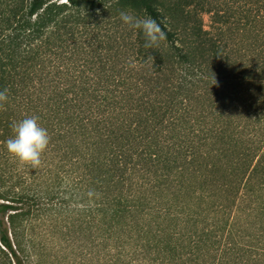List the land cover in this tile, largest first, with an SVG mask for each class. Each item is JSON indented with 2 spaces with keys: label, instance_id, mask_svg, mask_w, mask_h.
Wrapping results in <instances>:
<instances>
[{
  "label": "trees",
  "instance_id": "16d2710c",
  "mask_svg": "<svg viewBox=\"0 0 264 264\" xmlns=\"http://www.w3.org/2000/svg\"><path fill=\"white\" fill-rule=\"evenodd\" d=\"M4 88L0 264H44L40 210L98 264H264V0H0ZM33 115L51 142L10 192V125Z\"/></svg>",
  "mask_w": 264,
  "mask_h": 264
},
{
  "label": "rangeland",
  "instance_id": "374dc122",
  "mask_svg": "<svg viewBox=\"0 0 264 264\" xmlns=\"http://www.w3.org/2000/svg\"><path fill=\"white\" fill-rule=\"evenodd\" d=\"M207 9L208 8H206L201 15L205 20V24L209 27V25L212 24L213 19L212 11H214L215 9H212L211 12L207 11ZM100 31L102 34H104V38L108 40L109 45L110 43L112 44V30L110 31L108 27H105ZM98 45L99 44H97L96 46L97 48ZM4 168L8 170L6 182L4 183V188L6 190H12L10 192H19L21 190H25L29 193L31 192L30 189L33 190L36 187L34 185L35 182L33 181V178L29 179L31 175H25V178L23 179L25 180L24 184L22 183L21 179V176L23 175V173L21 172H30L31 169H33L31 166L19 164V162L10 155L8 161H5L4 163ZM14 168H17L18 171H16ZM13 171L14 173L12 175ZM10 175H12V177H10ZM31 205L34 210L36 209V211L39 207L44 206L42 204H37V202H32L30 204L27 203L24 206L26 207V209H28ZM47 207L49 208V205ZM40 211L42 213H38L40 214V217L37 220L36 238L37 241L41 243L42 248L43 246H46L44 252L40 253L41 259L44 264H98L97 257L94 254H92V256L91 254L89 255L87 248L82 246L85 244V236L83 237L81 235H78V239L83 238V240L82 242H80V240L76 241V238H74V236L66 234V223H64L63 220L57 219V215L54 214L55 210ZM49 218H52L53 220L51 219L50 221H47V219ZM71 238H74V241Z\"/></svg>",
  "mask_w": 264,
  "mask_h": 264
},
{
  "label": "clouds",
  "instance_id": "9594fccd",
  "mask_svg": "<svg viewBox=\"0 0 264 264\" xmlns=\"http://www.w3.org/2000/svg\"><path fill=\"white\" fill-rule=\"evenodd\" d=\"M106 8L109 5L105 4ZM119 17L129 29L142 32L145 48H159L166 40V33L154 18L150 16L140 17L131 11H120ZM151 59V57H149ZM129 68H135V62L129 58L126 62ZM9 100V90H0V110H5ZM12 136L6 141L8 153L21 165H29L33 169H39L43 163V156L47 151L51 136L48 130L40 123L38 116H27L19 121H13L10 125Z\"/></svg>",
  "mask_w": 264,
  "mask_h": 264
}]
</instances>
